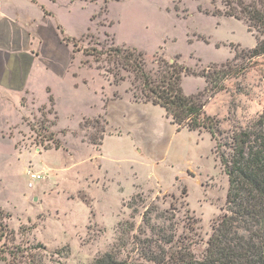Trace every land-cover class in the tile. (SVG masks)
I'll return each instance as SVG.
<instances>
[{"label":"rangeland","instance_id":"rangeland-1","mask_svg":"<svg viewBox=\"0 0 264 264\" xmlns=\"http://www.w3.org/2000/svg\"><path fill=\"white\" fill-rule=\"evenodd\" d=\"M88 1H100L101 10L94 28L74 42L82 55L115 45L145 53L150 68L155 57L171 63L179 59L194 71L226 64L224 70L242 68L238 77L222 83L225 91L208 99L205 113L227 131L230 114L245 125L262 112L264 57L250 60L246 54L255 47V37L241 21L205 14H223L224 0H175L177 11L173 0ZM114 35L127 46L118 45ZM83 57L90 68L82 70L70 102L56 110L54 103L37 107L28 97L29 113L0 137V220L13 233L4 244H42L44 264H92L111 250L119 223L133 222L137 234L147 208L156 210L153 225H161L159 216L173 209L178 234L195 226L192 252L201 259L212 227L225 213L228 190L210 135L177 132L158 106L126 112L125 106L110 103L111 93L113 101L115 93L134 100L131 80L115 83L103 69L105 57L100 69L94 57ZM203 88L204 79L182 81L186 95ZM114 129L122 138L109 139L106 153L99 154L102 138ZM131 141L138 151L129 150ZM114 152L126 157H101ZM30 171L47 175L28 188ZM136 183L149 191L135 190Z\"/></svg>","mask_w":264,"mask_h":264},{"label":"trees","instance_id":"trees-1","mask_svg":"<svg viewBox=\"0 0 264 264\" xmlns=\"http://www.w3.org/2000/svg\"><path fill=\"white\" fill-rule=\"evenodd\" d=\"M222 3L223 14H205L243 22L256 41L255 47L246 54L250 60L263 58L264 0H224ZM104 12L108 13L107 7ZM83 55L94 57L98 69L105 57L107 66L103 69L113 81L131 80L134 101L162 108L178 132L186 129L208 133L214 143L213 155L228 182L225 213L212 227L201 259L192 252L196 244L195 226L190 225L178 234L173 209L159 216L163 220L161 225H153L151 214L156 210L147 208L137 234H134L133 222L119 223V235L111 250L92 264H264V108L245 125L230 114L232 125L227 131L221 129L219 119L205 113L208 99L225 91L222 83L238 77L242 68L224 70L226 64L212 71H194L180 64L179 59L171 63L157 57L150 68L145 53L115 45L106 50L102 47L91 53L85 51ZM238 55L235 52L234 59ZM190 76L204 79L206 88L192 95L184 94L182 81ZM113 99L120 97L115 93ZM50 104H53L52 98ZM6 229L0 220V262L44 264L40 254V250H45L42 244L9 247L4 242L13 233L8 234Z\"/></svg>","mask_w":264,"mask_h":264},{"label":"crops","instance_id":"crops-1","mask_svg":"<svg viewBox=\"0 0 264 264\" xmlns=\"http://www.w3.org/2000/svg\"><path fill=\"white\" fill-rule=\"evenodd\" d=\"M172 4L177 11L175 0ZM100 10V1L0 0V137L5 133L3 130L18 124L29 113L26 98L37 107L50 105L52 98L56 110L72 100L82 81V70L90 68L84 65V57L75 50L74 42L94 28V18ZM109 15L108 9L107 20L113 23ZM115 41L127 46L118 42L116 36ZM109 96L110 103L125 106L126 112L130 107L152 106L135 102L128 93L115 101L112 93ZM116 130L104 136L99 154L106 153L109 139L122 138V132ZM131 143L129 150L138 151L135 142ZM107 155L110 157H101L117 161L126 157L124 152ZM175 181H179L178 176ZM156 188L158 192H167ZM138 189L149 191L136 183L135 190Z\"/></svg>","mask_w":264,"mask_h":264},{"label":"built area","instance_id":"built-area-1","mask_svg":"<svg viewBox=\"0 0 264 264\" xmlns=\"http://www.w3.org/2000/svg\"><path fill=\"white\" fill-rule=\"evenodd\" d=\"M46 175L47 174L43 172H33V171L28 172V176H29L28 188H32L34 182L42 180Z\"/></svg>","mask_w":264,"mask_h":264}]
</instances>
